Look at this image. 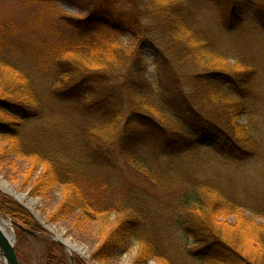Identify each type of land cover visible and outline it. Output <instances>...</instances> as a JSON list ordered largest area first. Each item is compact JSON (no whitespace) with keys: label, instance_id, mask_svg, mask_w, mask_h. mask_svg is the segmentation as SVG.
<instances>
[{"label":"trees","instance_id":"1","mask_svg":"<svg viewBox=\"0 0 264 264\" xmlns=\"http://www.w3.org/2000/svg\"><path fill=\"white\" fill-rule=\"evenodd\" d=\"M23 1L86 11L57 14L77 37L44 56L0 51V155L40 172L33 195L62 189L48 220L100 226L99 264L136 244L132 264H264V0ZM125 34L149 44L155 75ZM142 149L154 159L130 166L157 192L107 182L122 179L119 152ZM0 212L34 220L6 197ZM50 244L47 263L68 264Z\"/></svg>","mask_w":264,"mask_h":264},{"label":"rangeland","instance_id":"2","mask_svg":"<svg viewBox=\"0 0 264 264\" xmlns=\"http://www.w3.org/2000/svg\"><path fill=\"white\" fill-rule=\"evenodd\" d=\"M196 4V7L199 8L204 6V4L200 2H196ZM204 9H207L203 10V15H206V18H215L216 14L210 12L212 9L210 4H207ZM261 11H264V8H262ZM58 13L63 16L66 14L73 18H80L83 15H86L85 10L69 1L61 2L54 5V8H49L29 4L23 0H0V51H10L14 53V56H44V54H48L51 48L56 47L59 41H67L68 43H71L76 39L77 33L58 17ZM250 20L255 21L254 16H251ZM146 21L147 20H145V22ZM121 41L123 42L121 43V46H125L123 48L127 50V53H129L130 56L131 52L135 50L145 53V59L149 62L147 67L152 74H156V69L159 67L149 44L143 41L141 37L131 34H125ZM27 61L29 65L36 66L34 62L28 59ZM229 63L232 65L235 64L234 61H230ZM4 146L5 144L0 138V148H3ZM194 151L204 153L206 149L195 148ZM187 153L188 149L185 150L180 157L182 158L186 155H190L191 152ZM5 156L6 158H3L2 155H0V177L13 187V190L17 194L24 196V198L20 200V198L16 195H13L0 187V199L2 197H6L22 206V208L26 210V212L34 219L30 225H23L38 233V236H33L14 227L15 249L17 251L16 254H18L20 264H48L47 256L51 249V242L57 244L61 249V253L55 251L57 254L56 258L62 257L65 258L68 264L74 263L68 250L55 241L58 237H56L55 234L48 229L49 226L54 227L57 234L60 236H64L72 240L74 243L86 248L88 251V258L74 254L76 264H99L98 262L92 260L91 255L94 248L97 246L96 242L99 241L95 233H97V231H101L99 230L101 227L94 226L93 224H86L84 222L85 218L79 215L73 219L74 221L79 222V225H76L75 229L69 228L71 224L65 221L60 222L57 220L58 222H50L47 218V213L53 211V209L57 207V203L64 196L62 189L49 192L45 198L33 195L34 193L32 192L30 181L32 182L35 178L34 175L37 174L38 177L40 172L34 173L35 168L30 160L28 161L10 154H5ZM152 159H154V157H151V153L149 154V152L147 150L145 151V149L133 152L127 151L125 153L119 152L118 164L120 165L121 170H125L124 172H121L120 170V176L122 179L107 182H125L126 185H124V191H127L129 187L134 186V184H140L147 188V192H149V194L157 192V190L153 188L152 184L149 183L153 181L141 174L138 168L134 170V168L130 166L134 163L137 165L143 160L150 161ZM162 161L163 158H159V161L154 163L155 165H161ZM179 193L180 190L176 189L168 194H158L162 199H166L175 198L179 195ZM25 198L34 201L31 203V201H27ZM0 213L6 220H10L9 218L16 220L9 214L4 212ZM116 214L117 213L110 216L112 224L116 223L118 220ZM249 215L253 216L250 213ZM256 220L261 224L264 223V218L257 217ZM40 226L41 228H39ZM139 248L140 247L136 244L131 247L129 251L122 252L116 257V259L107 264H132ZM0 264H3L1 259ZM150 264L158 263L151 260Z\"/></svg>","mask_w":264,"mask_h":264},{"label":"water","instance_id":"3","mask_svg":"<svg viewBox=\"0 0 264 264\" xmlns=\"http://www.w3.org/2000/svg\"><path fill=\"white\" fill-rule=\"evenodd\" d=\"M1 218L6 220L0 213V220ZM9 219H10L9 221H11L12 223L14 236L13 237L8 236L7 234L3 232L2 228L0 227V259L2 260V263L4 264H20L18 254H16L17 251L15 249V230H14L15 228L14 227L20 230H23L24 232L31 234L33 236H38V233L31 230L30 228L25 227L23 224H21L20 222L16 220H13L12 218H9ZM55 241H57L60 245L65 247V244L61 239L56 238ZM70 254L74 262L73 264H76L74 254L73 253H70Z\"/></svg>","mask_w":264,"mask_h":264},{"label":"bare ground","instance_id":"4","mask_svg":"<svg viewBox=\"0 0 264 264\" xmlns=\"http://www.w3.org/2000/svg\"><path fill=\"white\" fill-rule=\"evenodd\" d=\"M0 187L9 192V193H12L13 195H16L18 198L23 199L24 196H21L19 194H17L14 190H13V187H11L5 180H3L1 177H0ZM27 199V201H31V203H33V201L31 199H28V198H25ZM0 227L2 228L3 232L5 234H7L8 236L10 237H13L14 236V231H13V228H12V223L11 221L9 220H4L3 218H1L0 220ZM48 229L55 234L56 237H58L59 239H61L64 244H65V247L66 249L68 250L69 253H73L75 255H78V256H82V257H85V258H88V251L86 250L85 247L77 244V243H74L72 240L64 237V236H60L59 234H57L56 230L54 229V227H48Z\"/></svg>","mask_w":264,"mask_h":264}]
</instances>
